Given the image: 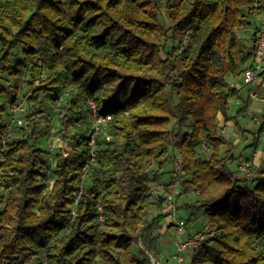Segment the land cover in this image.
Returning a JSON list of instances; mask_svg holds the SVG:
<instances>
[{"label": "trees", "instance_id": "obj_1", "mask_svg": "<svg viewBox=\"0 0 264 264\" xmlns=\"http://www.w3.org/2000/svg\"><path fill=\"white\" fill-rule=\"evenodd\" d=\"M262 16L264 0H0V264H151L176 186L214 230L189 264H264V173L234 177L219 124ZM21 92L28 128L3 146ZM89 97L110 116L96 132ZM48 137L68 145L49 174Z\"/></svg>", "mask_w": 264, "mask_h": 264}, {"label": "built area", "instance_id": "obj_2", "mask_svg": "<svg viewBox=\"0 0 264 264\" xmlns=\"http://www.w3.org/2000/svg\"><path fill=\"white\" fill-rule=\"evenodd\" d=\"M264 72V16L260 17L259 19V31L256 36V42H255V53L253 56V62L251 68H248L242 77V83L241 85H235L237 88H240L241 86H245L248 88V98L252 102H258L262 108V111H264V95L257 94L254 90V84L256 80L260 77V74ZM87 103L90 105L93 113L94 124H93V130L96 132L98 131L100 125L104 124L110 119V116H100L97 115L95 112V105L92 101V98L89 97L87 100ZM25 108L21 106L20 104H16L13 107L10 108V121L7 124V135L5 137L1 138L2 145H5V142L10 137H16V128L17 127H23L24 126V120L21 118V114H24ZM256 124L260 128V132L262 136H264V115H258L254 118ZM26 128V127H25ZM225 130L224 126L220 127V132L223 133ZM51 133H54V129H50ZM46 149L49 151V155L47 156L50 168L47 170V173H50V170L53 166V156L52 153L55 150V146L53 143L52 137H48L45 140ZM94 138L92 137L89 141V146L91 148L90 150V159L88 165H91L95 163V153H94ZM202 147L206 150L207 148L202 145ZM236 174V178L240 179H251L255 175L252 171V164L249 158L245 157L242 158L238 165L237 169L234 172ZM238 178V179H239ZM49 188L52 185V179L48 177L45 181ZM163 188V184H157L153 189V194L156 195L159 192H161ZM81 190L77 191L76 195L79 196ZM194 193L198 194L197 191ZM167 203L168 207L166 209V213L168 215L174 216L176 213V205L174 202L173 195L167 196ZM186 226V222L183 220L178 221V227L181 229H184ZM214 230L213 228L208 224L205 223L202 228L195 231L192 235H188L185 239L179 240L175 242V253L174 258L178 261V264H183V258L185 254L187 253H194L201 249L205 242L213 237ZM153 253H148L149 260L151 264H160L157 257L155 258ZM40 264H46L45 260H42Z\"/></svg>", "mask_w": 264, "mask_h": 264}, {"label": "rangeland", "instance_id": "obj_3", "mask_svg": "<svg viewBox=\"0 0 264 264\" xmlns=\"http://www.w3.org/2000/svg\"><path fill=\"white\" fill-rule=\"evenodd\" d=\"M160 2L163 5L164 0H160ZM160 21L165 26H168V22H167L163 7L161 10ZM256 23L257 24L259 23L258 20H256ZM254 32H255V25H252L248 30H244V29L239 30L238 35L241 38H251L252 35L254 34ZM16 52L19 54L20 50H16ZM263 76H264V72L260 74L259 78H261ZM24 78L25 79L27 78V74H24ZM1 83L4 86H10L11 85V82L9 81V79L7 77H5V79L4 78L1 79ZM247 90H246V95H248ZM253 90L255 91V88H253ZM22 96H23V92H21L19 100L17 101V103L20 104L21 106H23L26 110V104L20 102ZM256 103H258V102H256ZM13 106H10V107H13ZM10 107L8 108V111H7L8 122L10 121ZM236 107L237 106L235 105V102L231 100L230 101V114L232 116H234L237 112V111H235ZM259 107H260V110H256L255 112H250L249 113L250 116H242L241 118H244L242 120L255 122L254 118L257 115L262 114V108H261V106H259ZM21 118L24 120L23 128L27 127V121L23 118V114H21ZM49 118H50V116H49ZM233 123L235 124L234 120L231 121L229 124H227L229 132L233 131V129H234ZM84 128L86 129V127H84ZM21 130L22 129L17 128L16 131L21 133ZM28 131H30V130H28ZM75 131H77V129H75ZM225 131H226V129H225ZM221 134L223 135L224 132ZM262 141H264V136H262ZM53 143H54L56 151H59L60 149L61 150H65V149L67 150L68 149L67 143L61 142L56 137L53 138ZM243 143L244 142H242L241 144H238L236 151H235L236 157H239L241 152L246 150V147ZM260 145H261V147H263L264 144H260ZM44 148H46V145L44 146ZM234 163L235 162L229 163V167L231 169H233L235 167ZM167 168L173 170L176 168V166L171 164V165H168ZM156 169H157V167L154 166L153 170H156ZM167 177L168 176H165V178H167ZM178 192H179V190L176 186V190L172 194L173 198H174L175 205L177 207L176 213L174 214V216L168 215L167 217L163 218L160 225L166 226L165 224H167V226L164 227L165 230H167V231H164L163 233L158 235L159 238H158V246H157L156 252H150V253H153L152 255L155 258L157 257L160 264H178V261L173 257L174 253H175V242L185 239L188 235H192L195 231L202 228V226H204V224L206 223V220H205L203 213L201 211L196 213L193 216H190V210H189V208H187V205L194 203V202H198V201L200 202L201 201V198L198 196V194L194 193V191H189L185 194L178 195ZM180 220H183L186 222V226L184 227V229H181L178 227V221H180ZM168 224H171V225H168ZM161 227L162 226H160V228ZM191 255H192V253L185 254V256L183 258V264H189L190 263ZM148 258H149V256H148Z\"/></svg>", "mask_w": 264, "mask_h": 264}, {"label": "crops", "instance_id": "obj_4", "mask_svg": "<svg viewBox=\"0 0 264 264\" xmlns=\"http://www.w3.org/2000/svg\"><path fill=\"white\" fill-rule=\"evenodd\" d=\"M232 84L237 85L233 81H232ZM253 88H255V92L257 94L264 95V76L256 80ZM247 89H248L247 87L243 86L239 90L238 98L231 99L232 101L235 102V105L237 106L235 111L239 112V110L241 109L243 110V112H241L239 115H236V114L234 115L236 116V118L234 120L235 124L233 123L234 124L233 131L229 132L228 127H227V124H229L231 121L225 122L222 116H219V124L220 126H224V128L226 129V131L224 130L223 136L227 142V145L222 148V151H230L231 155L235 157V161H233L235 162L234 163L235 167L231 169L228 164V168L231 171L235 172L239 161L242 158L247 157L251 161L252 171H253V174L256 176L261 173H264V145L263 147H261L260 145V144H264V141H262V134L256 122L243 121L242 119L244 118H241L242 116H250L249 115L250 112H255L256 110H260V107H259L260 105L256 102H252L248 98V95H246ZM242 142H244L243 144L245 145L246 150L242 151L239 157H236L235 156L236 148L238 144H241ZM234 177L236 178L235 173H234ZM165 225L167 226V224ZM168 225H171V224H168ZM160 226L162 227L157 231L158 235H160L164 231H167L164 228L166 226H163V225H160Z\"/></svg>", "mask_w": 264, "mask_h": 264}]
</instances>
